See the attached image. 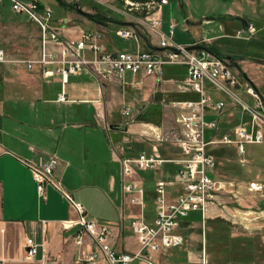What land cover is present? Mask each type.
<instances>
[{"label":"crops","instance_id":"0c3cea01","mask_svg":"<svg viewBox=\"0 0 264 264\" xmlns=\"http://www.w3.org/2000/svg\"><path fill=\"white\" fill-rule=\"evenodd\" d=\"M160 1L96 0L101 9H104L101 12L97 7L81 5L80 0L65 2L76 3L77 10L88 18L86 24H93V30L101 34L99 43L102 48L108 53H116L129 50L119 48L115 43L113 35L117 37L116 30L120 28L136 32L137 42L130 40L134 41L136 47L132 51L158 48L156 32L143 26L142 22L160 17L163 25L164 14L172 13L179 6L176 4L172 7L168 1L161 5ZM4 7L9 8L8 3L0 6ZM221 15L230 19L234 13L225 11ZM118 23H131L134 27H120ZM0 24H5L1 13ZM201 24L210 26L212 23L209 19H204ZM22 25L35 27L28 20ZM54 26L64 40H76L85 31L70 23H54ZM167 28L169 29V24ZM219 37L221 36L206 38L201 44L181 45L172 39L171 41L175 45L208 46L215 50L212 43ZM36 43L38 56V30ZM6 52L9 60L37 58L23 56L13 59L9 56V51ZM232 61L239 69L242 68L241 61ZM167 67L176 68L165 69L160 81L129 76L123 84L117 80L101 82L89 71L78 76H69L65 81L59 74L45 79L38 69L27 71L23 65L13 62L0 64V262L107 264L100 256L95 263L85 262L91 252L96 253V249L89 244L88 239H85L83 246H78L75 240L78 228L64 227L63 224L75 221L76 215L58 192L47 188L45 200L37 196L32 175L21 161L41 163L50 157L58 160L56 178L73 199L85 208L87 219L110 229L109 244L112 249L125 254L138 251V240L130 228V221L141 210L144 213V203L142 209L132 205L129 202L130 196L123 193L120 161L123 158H134L141 153L150 154L154 150L164 159L179 158V152L173 145L170 155L165 152V135L144 123H134L133 120L150 111V108L142 107L141 103L151 102L159 87L165 89L167 84H177L179 89L178 84L185 77L184 68ZM55 68L50 67L51 70ZM244 72L242 74L245 80L251 84ZM253 87L264 101L261 90L254 85ZM62 94L65 101L59 102L58 98ZM127 101L131 107L125 105ZM120 105L124 106L122 115L129 109V114L124 116H132L126 122H119L114 115ZM156 136L164 141H156ZM166 166L154 180V185L158 180L173 176L174 169ZM132 180L143 188L144 202L146 194L151 193L148 181L138 173ZM151 194L154 195V192ZM218 203L217 198L208 212L214 211ZM154 215L153 210L147 215L144 213V218L152 221ZM28 239L39 246L33 260L25 259ZM199 246V255L194 254L188 247L175 248L154 253L150 262L136 260L130 264H205V241H201Z\"/></svg>","mask_w":264,"mask_h":264},{"label":"built area","instance_id":"2783aa9c","mask_svg":"<svg viewBox=\"0 0 264 264\" xmlns=\"http://www.w3.org/2000/svg\"><path fill=\"white\" fill-rule=\"evenodd\" d=\"M5 2L13 13L26 15L28 21L36 26L40 49L37 58L9 60L6 51L0 48V64L13 62L23 65L27 71L38 69L45 79L59 74L65 81L69 76L89 71L101 82L117 80L123 84L126 75L160 81L167 66L184 68L182 90L192 94L193 98L173 104L181 112V134L172 140L179 158L164 159L154 150L150 154L141 153L120 161L123 193L130 196V204L141 209L144 190L132 178L139 172L161 170L166 165L175 166L171 178L158 180L154 185L153 220L147 221L141 210L130 221V228L139 244L137 252L125 254L112 249L109 244L110 229L87 219L85 208L73 199L56 178V157L41 163L21 161L29 169L40 199L45 200L46 190L51 188L74 211L76 220L63 225L78 228L75 236L78 246H83L85 239H88L89 244L95 247L96 253L91 252L85 262L95 263L99 256L107 264H130L136 260L150 262L154 253L181 247L184 238L180 229L184 220L190 214H199L204 222L210 205L230 186L229 183L209 177L216 160L212 152L217 148L233 149L240 158L239 162L244 164L247 146L264 148V101L259 92L245 82L243 74L232 60L214 55L206 47V50L187 51V47L173 44L171 39L176 24L170 22L168 35H164L160 32V17L142 22L143 26L156 32L157 49L108 53L99 43L101 34L98 32L84 31L76 40L62 39L53 24L51 9L40 6L37 0H0V6ZM160 4L165 5L167 1L161 0ZM246 33L248 37L252 36L253 27L248 26ZM116 35L124 41L138 40L136 32L131 29L120 28L116 30ZM242 35L243 31L239 30L236 38ZM52 66L56 67L55 70L50 69ZM241 86L252 101L251 105L238 96ZM58 101H65L63 94ZM228 105L240 111L238 122L223 119L228 112ZM206 110L215 115L214 120H204ZM129 112L126 109L124 115L127 116ZM155 139L164 141L160 136ZM38 248L28 239L25 259L33 260Z\"/></svg>","mask_w":264,"mask_h":264},{"label":"rangeland","instance_id":"374dc122","mask_svg":"<svg viewBox=\"0 0 264 264\" xmlns=\"http://www.w3.org/2000/svg\"><path fill=\"white\" fill-rule=\"evenodd\" d=\"M37 1L40 6L51 9L53 24L70 23L81 30L96 32L92 28L93 24H91L93 26L86 24L88 18L77 11L76 3L68 4L66 0ZM166 1L172 7L176 4L180 7L176 6L172 13L164 14L160 29L162 33L168 35V24L173 22L176 28L172 40L181 45L201 44L206 38L221 36L212 43L214 51H218L220 57L241 61L240 72L245 71L248 81L259 88L264 97V0ZM80 3L89 8L97 7L100 12L104 10L96 0H80ZM0 9L5 22L0 24V48L9 51V56L13 59L23 56L37 57L36 26L22 25L28 20L24 14H15L8 7ZM225 11H232L233 18H224L221 13ZM237 18L253 27L252 36L248 37L244 26ZM204 19H209L212 24L202 25ZM239 30L243 31V35L236 38ZM113 38L119 48H127L128 51L136 49L134 41H123L115 35ZM128 77L129 75H126V78ZM245 82L248 83L247 80ZM178 86L179 89L177 84H167L166 92L159 87V91L154 96L151 95L153 96L151 102L141 103L142 107L150 108V111H146L142 117L133 119L134 123H144L165 135L167 140L163 144L168 155L173 152V138L181 134L182 128L179 122L181 112L173 104L192 97L182 90L181 82ZM243 89L241 86L237 94L246 104L251 105L252 101L245 95ZM223 99L227 101L225 97ZM125 105L131 107L128 101ZM123 108L124 106L120 105L114 114L119 122H126L132 118L131 115L128 117L122 115ZM227 109L228 112L223 119L238 122L240 111L231 108V105H228ZM214 119L215 115L206 110L204 120L209 122ZM220 126L222 127V124ZM215 156L217 159L213 173L208 175L212 179L229 183L230 186L220 194L216 209L207 213L204 222L201 221L199 214H190L184 220L180 229L184 243L179 248L188 247L194 254L199 255L200 242L205 241V264H264V148L256 145L247 146L244 164L239 162L240 158L235 150L217 148ZM167 167L175 170V167L169 165ZM162 170L138 173L148 181L151 193L154 192V180ZM151 193L146 194L144 198L145 215L154 210V195Z\"/></svg>","mask_w":264,"mask_h":264},{"label":"water","instance_id":"95a60500","mask_svg":"<svg viewBox=\"0 0 264 264\" xmlns=\"http://www.w3.org/2000/svg\"><path fill=\"white\" fill-rule=\"evenodd\" d=\"M80 14H82V12L80 10H77ZM85 15V14H83ZM238 21H240L242 23V25L244 26V30L247 31V28H248V24H246L245 21L241 20L240 18H237ZM118 26L120 27H130V28H133V24L131 23H118ZM187 51H195V50H206L205 47L203 46H189L186 48Z\"/></svg>","mask_w":264,"mask_h":264},{"label":"trees","instance_id":"16d2710c","mask_svg":"<svg viewBox=\"0 0 264 264\" xmlns=\"http://www.w3.org/2000/svg\"><path fill=\"white\" fill-rule=\"evenodd\" d=\"M204 47H206L211 53H213L214 55H217V56H219V54L217 53V52H215L212 48H210V47H208V46H204ZM193 97H190L189 99H192ZM216 152H217V149H215L212 153L214 154L215 153V155H216ZM216 157V156H215ZM216 159H217V157H216Z\"/></svg>","mask_w":264,"mask_h":264}]
</instances>
